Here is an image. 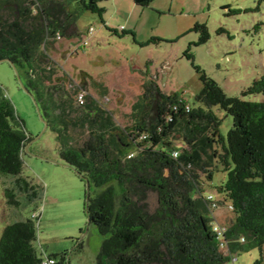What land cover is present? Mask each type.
Returning a JSON list of instances; mask_svg holds the SVG:
<instances>
[{"label": "trees", "instance_id": "1", "mask_svg": "<svg viewBox=\"0 0 264 264\" xmlns=\"http://www.w3.org/2000/svg\"><path fill=\"white\" fill-rule=\"evenodd\" d=\"M101 1L0 0V59L17 66L58 133L61 161L89 179L88 222L105 236L97 264H225L235 253L251 249L259 251L254 264H264V101L229 96L201 72L198 106H191L180 93H166L148 78L137 123L121 130L90 93L76 108L79 88L68 91L54 64L37 67L42 45L81 36L76 25L81 12L103 16ZM152 1L133 0L140 6ZM72 2L78 9L71 8ZM195 29L201 42L210 38L205 24ZM243 94L264 95V74ZM213 106L233 117L227 141ZM78 127L87 137L69 143L70 129ZM31 140L0 84V174L15 177L5 195L17 204L16 192L30 201L40 197L41 187L22 175V153ZM219 165L227 179L216 186L222 195L216 200L205 189ZM150 193L157 197L153 209ZM225 203L233 217L227 226L220 224L225 228L220 238L213 230V209ZM37 231V216L8 224L0 237V264H43L35 246Z\"/></svg>", "mask_w": 264, "mask_h": 264}, {"label": "rangeland", "instance_id": "2", "mask_svg": "<svg viewBox=\"0 0 264 264\" xmlns=\"http://www.w3.org/2000/svg\"><path fill=\"white\" fill-rule=\"evenodd\" d=\"M99 5L106 9L102 17L81 12L76 23L81 36L42 45L36 63L38 68L52 63L56 73H64V82L73 79L74 87L85 86L113 114L119 129L137 123L144 104L142 84L148 78L156 80L166 93H180L191 106H198L201 72L229 96L264 101L262 94H243L264 74V0H154L148 6L133 0H103ZM70 6L79 7L76 2ZM196 24L207 26L210 38L206 42L200 41ZM0 84L24 120L27 134L35 139L29 151L22 153V175L41 187L37 200L16 192L17 204L5 195L15 177L0 174V237L8 224L37 213L35 246L42 258L53 257L61 264H97L105 236L88 223L86 181L62 163L58 133L53 125L45 128L33 99L20 87L7 61L0 62ZM74 87H70L71 93ZM58 91L68 97L65 91ZM74 106L79 104L74 101ZM212 109L221 119L220 131L227 141L233 117L219 106ZM69 132V143L87 137L86 130L79 127ZM203 177L207 181L206 174ZM226 179L227 172L219 165L213 180L204 185L206 194L221 200L216 186ZM148 201L153 209L156 194L150 193ZM213 216L215 223L233 217L229 203L214 208ZM258 257V249H251L235 253L225 264H254Z\"/></svg>", "mask_w": 264, "mask_h": 264}, {"label": "water", "instance_id": "3", "mask_svg": "<svg viewBox=\"0 0 264 264\" xmlns=\"http://www.w3.org/2000/svg\"><path fill=\"white\" fill-rule=\"evenodd\" d=\"M4 61L9 62L10 65H11V66L13 67V69L15 70L16 78H17V80H18V82H19L20 87H21V88H22L27 94H29V95L31 96V98L33 99V102H34V104H35V106H36V108H37V111H38V113H39L41 119H42L43 122L45 123V128H47L48 125H49V123H48V121L46 120V118L44 117V115L42 114L41 107H40V105H39V103H38V101H37V98L35 97V95L30 91V89H29V88L26 86V84L24 83V81H23V79H22V77H21V74H20V72H19L17 66H16L11 60H9V59H7V58L0 59V62H4ZM34 140H35V139L29 141V142L26 144V146H25V148H24L25 151H29V147H30L31 144L34 142ZM33 155H35V154L33 153ZM35 156L41 157V156H39V155H35ZM62 163L65 164V165H67V166H69V164H66L65 162H62ZM62 163H61V164H62ZM70 167H71V166H70ZM75 171H76V170H75ZM76 172H77V171H76ZM77 173H78V172H77ZM78 175H80V176L86 181V191H87V193H88V191H89V189H90V182H89V179H88L87 177L83 176V175L80 174V173H78ZM88 223H89V222H88Z\"/></svg>", "mask_w": 264, "mask_h": 264}, {"label": "built area", "instance_id": "4", "mask_svg": "<svg viewBox=\"0 0 264 264\" xmlns=\"http://www.w3.org/2000/svg\"><path fill=\"white\" fill-rule=\"evenodd\" d=\"M91 32H92V28L89 29V33H91ZM64 72H66V71H64ZM63 74L61 73L60 76L63 77ZM65 74L69 77L67 72ZM65 78H67V77H65ZM74 82L75 81L73 79H71L69 81V83H67L65 81L66 88L69 90L70 87H74ZM77 87H78V85H77ZM78 88H79V91L75 95V98H76L78 104H84L86 101V95L88 92H87V90H85L83 88V86L78 87ZM129 156H132V154H130ZM175 156H177V153H175ZM36 216H37V213L33 214V217H36ZM213 230L217 233L218 237H220V238L222 237V235H224V232H225V228L222 227L219 223H215V225L213 226ZM242 240H244V239H242ZM234 260H236V258ZM55 263H56V260L54 258H47V259H44V261H43V264H55Z\"/></svg>", "mask_w": 264, "mask_h": 264}, {"label": "crops", "instance_id": "5", "mask_svg": "<svg viewBox=\"0 0 264 264\" xmlns=\"http://www.w3.org/2000/svg\"><path fill=\"white\" fill-rule=\"evenodd\" d=\"M92 80L95 81V83L99 82V81L94 80L93 78H92ZM98 84L100 85V83H97V85H98ZM99 85H98V86H99ZM91 94H92V93H91ZM92 97L95 98L96 100H98L97 97H95L94 95H92ZM98 101H99V100H98ZM231 219H232V217H231V218L228 217L227 220H226L225 222H221V223L218 222V221H217V222H218L219 224H221V225L227 226V225L229 224V222L231 221ZM216 220H217V218H216Z\"/></svg>", "mask_w": 264, "mask_h": 264}]
</instances>
